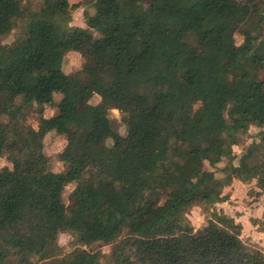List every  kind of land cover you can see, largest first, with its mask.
<instances>
[{
	"label": "trees",
	"instance_id": "obj_1",
	"mask_svg": "<svg viewBox=\"0 0 264 264\" xmlns=\"http://www.w3.org/2000/svg\"><path fill=\"white\" fill-rule=\"evenodd\" d=\"M43 1L34 10L0 0V37L24 22L13 44L0 45V158L12 164L0 170V264L101 263L98 249L61 255L63 232L84 246L111 244L113 264H264V250L242 238L234 218L215 213L195 231L183 212L227 199L205 163L217 165L232 151L229 140L264 126V0H93L85 27L71 24L81 4ZM238 26L246 30L243 59ZM70 51L85 58L73 73L63 68ZM95 95L101 101L92 104ZM33 106L38 128L27 123ZM46 106L58 112L45 117ZM111 109L127 115L126 135ZM72 125L58 156L65 168L53 172L45 137ZM260 136L232 167L243 181L264 149ZM255 169L264 192V170ZM75 182L70 207L64 192Z\"/></svg>",
	"mask_w": 264,
	"mask_h": 264
},
{
	"label": "rangeland",
	"instance_id": "obj_2",
	"mask_svg": "<svg viewBox=\"0 0 264 264\" xmlns=\"http://www.w3.org/2000/svg\"><path fill=\"white\" fill-rule=\"evenodd\" d=\"M43 0H24L25 7L28 9L38 10L40 6L43 4ZM72 5L81 4L80 7L74 8L72 10V22L71 24L74 26H87L85 20V10L89 13H94L95 8H93V0H70ZM150 0H144L142 5L144 7H148ZM3 21H10V16L7 12H3L2 14ZM24 30V22L20 18L15 22V26L12 31L0 37V45L3 44H13L23 33ZM245 33L246 30L241 26L237 27V31L235 33L236 43L238 45L237 55L243 59L247 56V52L245 50ZM259 33V42L264 41V26L260 29ZM96 36H100V33H96ZM258 42V43H259ZM85 63V58L80 52L70 51L64 60V71L67 73H73L78 69L82 68ZM173 76L176 80H182L183 77L178 73L174 72ZM259 80L264 84V67H261L259 70ZM62 98V94H56V101L59 102ZM101 101V96L95 95L90 103L97 104ZM85 106V104H83ZM58 112L56 106H46L44 111L45 117H51ZM109 118L112 120L114 127L121 134L126 135L127 133V125L126 118L127 115L121 112L118 109H111L109 112ZM41 119V115L38 112V107L33 106L27 110V123L35 128H38L39 122ZM2 121H7L8 118H1ZM77 125L70 126L64 134H59L58 132L52 131L48 133L44 140V151L51 159V170L53 172H59L64 170L65 165L59 159V154L64 151L68 144V140L71 136L75 135L77 131ZM264 130V126H256L251 125L250 129L246 132L240 133L236 135V141L233 139L229 140L228 144H231L232 151L225 153L223 155L222 161L219 162L215 166H211L207 161L205 163V168L208 170H214L216 172L217 177L222 178L224 181V188L222 194L227 197V200H230L231 204L235 207L233 209L238 211L239 213H246L255 210L253 203L258 201L260 195L264 194L261 189L259 177L256 175V167L258 170L262 172L264 170V149L263 151L257 152L254 158L250 160L252 167L248 170V174L251 178L248 181H243L238 177L234 176V171L232 169L233 165H240L243 155L250 148L253 142H260V133ZM223 139L220 136L216 137V141L214 144L215 149H220L221 144L223 143ZM109 144L112 143V140H109ZM5 166H12L11 162L7 158V156H3L0 158V170ZM187 174L192 176L193 174L188 171ZM236 181L242 182L243 184H236ZM77 183H71L67 186L64 192V201L65 203L72 207L75 204V195L74 190L76 188ZM262 193V194H260ZM219 202V203H223ZM219 203L211 204V205H192L183 207V212L187 219L190 221L194 230H200L204 226L209 223L210 219H216L215 213L227 214L230 216L231 214L226 213L225 208L219 206ZM256 206V205H255ZM229 212H232L231 207L229 205L226 206ZM254 209V210H253ZM264 209V208H261ZM254 213H258L259 218H253L252 221L250 219V223L255 225L257 228L264 227V210L256 211ZM232 217V216H230ZM254 217V216H252ZM251 217V218H252ZM234 218V217H232ZM235 219V218H234ZM236 221V219H235ZM237 222V221H236ZM242 224V222H237ZM248 225H251V224ZM223 225V224H221ZM243 226V225H242ZM225 227V226H223ZM246 236H243L242 229V238L257 247H260L264 250V237H257L258 241H254L252 237V232H248L245 230ZM249 234V235H248ZM251 235V236H250ZM256 239V238H255ZM59 246L61 248L60 254L65 255L71 251H73L76 247L86 248V249H98L102 250L103 257L101 259L100 264H113L112 262V245L104 244L102 242L93 243L92 245L84 246L82 244H78L75 240L74 236L69 232H63L59 236L58 240ZM36 264H52L51 259H35Z\"/></svg>",
	"mask_w": 264,
	"mask_h": 264
},
{
	"label": "crops",
	"instance_id": "obj_3",
	"mask_svg": "<svg viewBox=\"0 0 264 264\" xmlns=\"http://www.w3.org/2000/svg\"><path fill=\"white\" fill-rule=\"evenodd\" d=\"M235 183L236 184L237 183L238 184H243L242 182L236 181V178H235ZM227 205H229L231 207L230 210H232V212H229L228 211V209L226 208ZM253 205L255 207V210L253 209L254 211L246 212V213H239L238 211H235L233 209V207H235V206H233L231 204L230 200H227L226 202H223V203H219V206L220 207L223 206L225 208L226 213L231 214L230 216L234 217L237 222H242V225H243V236H246L245 230H248V232H250V231L252 232L253 240L254 241L255 240L258 241L257 240V237H259V238L260 237H264V227L263 228H261V227L260 228H257L255 225H253L250 222L252 221L253 218H259L260 217L258 215V213H254V212H256V211L259 212L260 210H264V209H261V208H264V194L260 195L259 198H258V201H256L255 203H253ZM252 216H254V217H252ZM250 219H251V221H250ZM263 221H264V219H263ZM249 223L251 225H248Z\"/></svg>",
	"mask_w": 264,
	"mask_h": 264
}]
</instances>
